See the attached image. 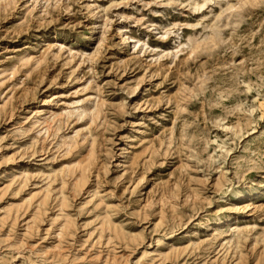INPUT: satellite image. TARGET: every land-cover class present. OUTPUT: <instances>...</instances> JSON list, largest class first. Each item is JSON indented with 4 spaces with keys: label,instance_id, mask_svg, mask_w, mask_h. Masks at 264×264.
<instances>
[{
    "label": "rangeland",
    "instance_id": "374dc122",
    "mask_svg": "<svg viewBox=\"0 0 264 264\" xmlns=\"http://www.w3.org/2000/svg\"><path fill=\"white\" fill-rule=\"evenodd\" d=\"M0 264H264V0H0Z\"/></svg>",
    "mask_w": 264,
    "mask_h": 264
},
{
    "label": "bare ground",
    "instance_id": "6f19581e",
    "mask_svg": "<svg viewBox=\"0 0 264 264\" xmlns=\"http://www.w3.org/2000/svg\"><path fill=\"white\" fill-rule=\"evenodd\" d=\"M214 35H215V33H213L212 37L209 38V40H210L211 43L214 42V41H213V36H214ZM213 44H214V43H213ZM58 200H59V203H61V202H62V197H60ZM29 202H31V198L29 199ZM62 227H63V230H66V228H67V226H66L65 224H63V225L61 226V230H62Z\"/></svg>",
    "mask_w": 264,
    "mask_h": 264
}]
</instances>
